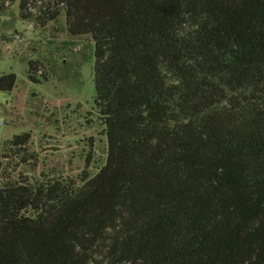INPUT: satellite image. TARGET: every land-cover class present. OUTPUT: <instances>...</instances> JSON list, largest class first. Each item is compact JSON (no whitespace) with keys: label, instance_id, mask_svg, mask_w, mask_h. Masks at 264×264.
Masks as SVG:
<instances>
[{"label":"trees","instance_id":"1","mask_svg":"<svg viewBox=\"0 0 264 264\" xmlns=\"http://www.w3.org/2000/svg\"><path fill=\"white\" fill-rule=\"evenodd\" d=\"M90 36L107 157L0 156V264H264V0H0ZM36 61H29L33 82ZM17 84L0 74V91ZM33 161V162H32ZM22 167V169H19Z\"/></svg>","mask_w":264,"mask_h":264},{"label":"rangeland","instance_id":"2","mask_svg":"<svg viewBox=\"0 0 264 264\" xmlns=\"http://www.w3.org/2000/svg\"><path fill=\"white\" fill-rule=\"evenodd\" d=\"M65 23L62 15L36 25L21 18L17 2L0 11V74H17L14 89L0 91V156L8 140L29 132L27 149L38 160L23 171L37 182L94 174L107 157L94 103V45L90 36L70 35ZM29 61L37 63L39 82L29 78Z\"/></svg>","mask_w":264,"mask_h":264}]
</instances>
